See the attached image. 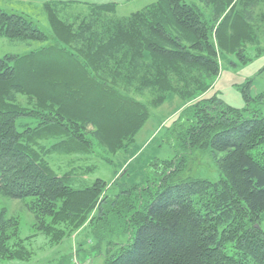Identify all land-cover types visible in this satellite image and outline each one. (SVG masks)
I'll return each mask as SVG.
<instances>
[{"label":"trees","instance_id":"1","mask_svg":"<svg viewBox=\"0 0 264 264\" xmlns=\"http://www.w3.org/2000/svg\"><path fill=\"white\" fill-rule=\"evenodd\" d=\"M262 2L155 0L123 17L115 2L92 3L81 23L55 17L52 34L0 8V37L46 43L0 58V195L25 201L55 242L92 224L106 264H264V117L205 96L220 72L218 47L258 42ZM146 95L155 106L184 99L169 136L176 155L117 194L100 178L72 187V170L50 157L80 159L94 140L126 150L150 116ZM205 150L216 181L185 175ZM0 221V258H22ZM229 244L242 255H229Z\"/></svg>","mask_w":264,"mask_h":264},{"label":"rangeland","instance_id":"2","mask_svg":"<svg viewBox=\"0 0 264 264\" xmlns=\"http://www.w3.org/2000/svg\"><path fill=\"white\" fill-rule=\"evenodd\" d=\"M150 1L0 0V8L22 14L34 21L42 31L52 34V20L55 17H60L66 22L76 19L81 23L84 21V15H89L92 11V3L115 2L118 4L116 16L123 17ZM186 1L199 3V0ZM48 3L51 9L46 7ZM239 8L243 11L240 3L237 9ZM255 16L257 19L253 23L252 33L257 36L258 42L241 40V48L237 50L218 47L220 72L205 96L216 95L226 105L238 109L247 108L264 117V98H259L264 94V2L256 8ZM248 31L245 30V33ZM44 44L46 43L0 37V58L8 54L23 55ZM228 46L231 44L228 43ZM142 99L150 106V116L126 150L111 153L94 140L93 153L80 159H76L74 155L51 156L49 160L54 169L59 170V167L64 172L72 170L69 184L74 188L90 186L96 179H103L108 185L106 193L109 195L117 194L124 186L141 184L151 162L155 159H170L176 155V149L169 136L173 131L175 119L186 106L184 99L178 96H171L157 106L152 105L153 96L146 95ZM18 100L22 105H27V96L19 95ZM193 156L185 175L212 181L219 179V171L211 152L205 150ZM1 216L3 225L8 226L4 234L7 233L11 237V247L23 249L24 255L20 259L0 258V264H106L107 243H98L92 224L84 225L72 235L55 242L39 230L36 217L25 201L0 195ZM8 219H12L10 224L6 223ZM261 226L264 228V214ZM235 249L233 244H229L225 251L233 257L242 255ZM243 259L248 264H255L252 259L248 260L247 256Z\"/></svg>","mask_w":264,"mask_h":264},{"label":"crops","instance_id":"3","mask_svg":"<svg viewBox=\"0 0 264 264\" xmlns=\"http://www.w3.org/2000/svg\"><path fill=\"white\" fill-rule=\"evenodd\" d=\"M155 0H151L150 2H148V3H146V4H143L142 6H141V8L140 9H142L143 7H145L146 5H148V4H150V3H152V2H154ZM140 9H137V10H140ZM137 10H135V11H137ZM132 13V12H131Z\"/></svg>","mask_w":264,"mask_h":264}]
</instances>
